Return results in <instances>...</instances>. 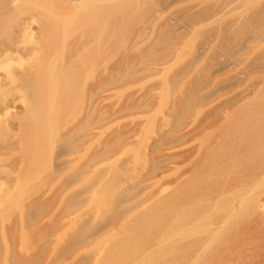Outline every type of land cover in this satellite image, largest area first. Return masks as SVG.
I'll list each match as a JSON object with an SVG mask.
<instances>
[{"label": "rangeland", "instance_id": "374dc122", "mask_svg": "<svg viewBox=\"0 0 264 264\" xmlns=\"http://www.w3.org/2000/svg\"><path fill=\"white\" fill-rule=\"evenodd\" d=\"M252 1L253 3L249 4V2ZM254 3L255 0H248L246 4L245 2L244 4L241 3L239 6V8H241H236L231 13L227 15L225 14L224 19L221 20L222 22H212L208 26H205V28H196L199 31L195 29L191 34H189L184 48L182 47L178 54H175L172 57L173 59L171 58L166 63L159 65V67H163V71H160L157 74L153 73L150 75H138L134 79L123 80L114 84L108 89V91L106 90L107 92L103 91L104 95H109L108 98L102 100L95 108H93V106L89 107L90 110L93 108L96 110L95 112L99 113L101 109H105L113 113L116 109L120 108L126 103L131 104L135 102L138 98L142 97V95H144V100L149 96L152 97L150 101L151 106L149 109H146V112L135 110L123 115H118L112 119L110 118V120H106L98 125H95V127L88 126L85 127L83 131H79V153L77 152L76 155H66V159H71H69L67 163V169L65 168L58 171H53L50 168L48 169V158L39 159L36 165L38 166L39 164L38 167L34 166L32 167L33 169L28 168V165L32 164L31 156H34H25L23 153L4 154L0 157V264H31V261L32 264H52L54 259H56L57 262L55 261L53 264H264V206H260V204L264 202V179L259 183H250L248 186H243L245 177L244 167H246L245 165L250 163V160L252 159H250V155L246 152L244 145L238 146L244 137H239L238 135L231 136L229 133V131L232 132L235 130H233L232 127L237 125L239 121L248 119L246 121L248 122L257 110L264 109V67H262L264 66V29H262L264 26H260L255 30L246 26L243 30V37H250L247 40V46L237 51L234 47L239 48L241 44L238 46L234 45L233 47L230 45L227 50L232 51H229L228 54L226 50V53L223 52L224 54H221V56L223 55L222 58L224 57V62L222 61L223 63H219L218 60L214 58L215 50L219 48L218 44L215 45L216 49L214 48V51L210 49L190 68L186 75L182 76L181 82L178 84L179 86H173L174 77L177 76L176 74L181 68H184L188 65L190 62L188 55L193 51V49L195 50L196 44L209 33L211 34L213 31L218 30L220 24H226L228 21H230V19L241 20L243 17V15H241L243 10L246 8L250 9L251 7H255ZM47 5L48 9H55L58 5V1L57 4L55 1H53V4H49V2H47ZM174 6L170 7L172 10L170 8L167 10L178 12L183 10L185 7V5H183L184 7L182 6L181 2L175 4ZM201 31L206 32L203 34ZM254 33H262L261 36L263 37H255L253 36ZM152 36L154 37H149L147 38V41L143 42V45L139 48V50H144L147 46V43L153 41L155 35ZM233 50L236 51L234 52ZM212 55L213 57H211ZM249 56L251 58H249ZM101 60L102 59H99V61ZM99 61H94V59L89 61L79 60V70L83 73L82 75H79V82L82 83L80 89H83V84L86 82L91 84V82L93 83L99 77L108 78L110 76L109 72H103L104 62ZM81 67L82 70L80 69ZM206 67H208L210 70ZM168 68L171 69L168 70ZM94 70H96V73L99 70L100 73L98 75H92ZM5 71L6 69H1L2 73ZM213 71L215 72L213 73ZM162 72H165L166 75L164 76V74H161ZM210 73H212L213 76ZM202 83H206V88L204 87L201 91L195 93L194 99H196L195 101L198 102L196 108L194 107V109L186 113L184 118L180 120L184 123L183 126L175 128L177 125L175 122L177 121H175L176 118L174 113L172 112V116L167 118L165 117V112L167 113L171 110V107H169L172 105L171 101L185 96L188 91L191 90V88L193 90L195 89L196 85L198 86V84L200 85ZM139 85L141 86L139 87ZM253 85L257 86L256 89L253 88ZM173 87L176 90L173 89ZM170 91L172 92L170 93ZM244 94H247V96L242 100H237L239 96L241 97ZM226 100L228 101L226 102ZM113 106L114 108H112ZM87 109L88 107H81L79 110V112H81L79 114V129L81 126V121L82 123L84 122V117L86 116L85 114L90 112V110L88 109L87 111ZM213 112L216 113L217 116L209 129H204L197 135H192L187 138H179L180 140L177 138L181 135V133L188 129L189 125L193 123L194 125H200L201 122H203L205 118H207V116ZM14 113L15 112L12 110V112L7 113V115L1 114L0 116V143L17 141L20 138V133L18 130L2 128L4 125L3 123L8 122ZM133 114L136 115L133 116ZM246 115H248V118H245ZM106 116L108 117V115ZM150 120L151 122H149ZM162 120L164 122H162ZM110 123L113 126H111ZM115 123L118 127L114 125ZM160 125H162L161 128L163 130L160 128ZM131 129L135 130L131 137L128 138V140H131L132 142L131 145L127 146L123 150L116 151L117 153H111L107 151L104 156L96 158V162L93 160L99 151H104V148L106 149L104 144L113 140L117 132L128 131ZM143 129L146 132H144ZM87 132H91V134L88 135ZM153 133H155V135ZM164 133L168 134L164 135ZM91 135L93 136L91 137ZM259 138V135H256L253 137V140L256 141ZM161 139H165L167 143H169L160 145V150L154 151V153H156L155 155L157 156L175 155L187 151H190V153L184 161H180L176 165L172 164L171 162L162 161L160 166L166 165L165 168L160 169L155 173L149 174V172L155 167V165L153 166V145L160 142ZM101 143H103L104 148ZM97 147H100V149ZM92 151L95 153H92ZM199 159L202 161L200 162ZM13 162L16 166L21 165V168L16 167L15 169H12ZM39 162L42 163L40 164ZM143 164L145 165L143 166ZM212 164L216 165L213 169H211L213 167ZM45 165L47 169H45ZM116 165L120 167L117 168ZM34 168L37 170L35 171ZM119 169L121 171H119ZM63 170H66L67 172ZM140 170H142V173ZM41 171L42 173H40ZM32 172H34L32 174L34 176L29 175ZM228 174L230 175L228 176ZM76 176L79 178L77 179ZM54 177L55 179H53ZM45 178L46 182L44 181ZM62 178H64V180ZM105 178H107V182L105 181ZM61 181L65 182L62 183ZM126 181L129 183L126 184ZM54 184L56 185L53 186ZM29 187L31 189H28ZM127 187H129V189ZM224 187H233L234 190H232L231 193H227L222 198H218V196H214L212 198L210 197L214 194L215 190ZM126 189L128 191H126ZM26 190L29 194L26 192ZM53 194L55 195L53 196ZM247 194L250 198L248 201L245 200L247 198ZM125 195L127 196V200L122 202V206L126 207L131 203L141 202V200L143 203L138 206H134L129 210L127 209L122 214H117V216L114 213V207L117 203L116 200L119 196L122 198ZM128 195H131L132 197L129 196L128 198ZM39 198H47V202L44 204V206L35 201L40 200ZM50 201L53 202L50 203ZM31 203H35L33 204L34 207L30 206ZM43 207H45L44 210ZM53 210L55 211L54 214ZM224 211L227 213L223 214ZM35 212L37 213L38 217L35 216ZM79 212L82 214L80 215ZM50 214H53L54 216H51ZM59 214H61V216H59ZM47 215L48 218H46ZM60 220L61 222L59 223ZM109 220L112 223H110ZM245 221H247V224ZM53 225L55 227H53ZM96 226L97 228L100 226L101 227L97 230ZM114 226L116 227L114 228ZM60 227L63 229H60ZM250 229L252 231H250ZM142 231L144 232L142 233ZM78 232H81L86 236V238L80 240V244V241L77 242V236L79 235ZM23 234L24 236H22ZM39 237L42 238L40 239ZM32 240L36 242L33 243ZM44 240L46 242H44ZM28 242H30V244ZM253 242L254 244H252ZM8 244H10V246H8ZM145 245L148 248L145 247ZM62 252H64L65 255ZM37 253L40 255L38 256ZM130 253H134L132 258H130ZM59 254L63 256L61 257ZM36 258L38 259L36 260ZM80 259H83L84 261H81Z\"/></svg>", "mask_w": 264, "mask_h": 264}, {"label": "bare ground", "instance_id": "6f19581e", "mask_svg": "<svg viewBox=\"0 0 264 264\" xmlns=\"http://www.w3.org/2000/svg\"><path fill=\"white\" fill-rule=\"evenodd\" d=\"M53 1H55L56 4L58 1L57 7L55 9H48L47 2H49V4H53ZM180 2L182 4V6L185 5V7L183 6L184 7L183 10L178 11V12L171 11L172 9L170 7H172L175 4L180 3ZM244 2L246 4L248 2V0H245V1H243V0H0V85H1L0 86V116H1V114L7 115V113L12 112V110H13L15 112L14 115L12 116V118L8 122L5 121L6 123H3L4 125L2 124L3 125L2 128H6V129L9 128L12 130H18L20 133V138L19 139L17 138L18 139L17 141H12V142L8 141V142L0 143V157L4 154H15V153L21 154V153H23L25 156H29V155L34 156V157L31 156L32 164H29L28 168H32V167L36 166L39 159L48 158L49 159L48 169L50 168L53 171L65 169L67 167V163L70 159V158L66 159L65 158L66 155H76L77 152L79 151V145H80L79 144V131L80 132L83 131V129L85 127H88V126L95 127V125H98V124H100L106 120H110V118L112 119L114 117H117L118 115H123V114H126L128 112H133L135 110L146 112V109H149L151 106L150 101H151L152 97L149 96L144 100V98H143L144 95H142V97L139 96L140 98H138L135 102H133L131 104L126 103L125 105L116 109L113 113H111L105 109L104 110L101 109V111H99V113H97V112H95L96 110L93 108H95L97 105H99V103L102 100H105L109 96V95H104L103 91H106V90L108 91V89L111 88L114 84H116L120 81H123V80L134 79L138 75H150L153 73L157 74L158 72L163 71V67H159V65L164 64L167 61H169L175 54H178V52L181 50L182 47L184 48V45L186 43V39L188 38L189 34L192 33V31H194L196 28H199V27L205 28V26H208L212 22H217V21L222 22L221 20L224 19L225 14L227 15V14L231 13L233 10H235L236 8H239L241 3L244 4ZM250 3H253V1L249 2V4ZM254 4H255V7H253V8L251 7L250 9L246 8L245 10H243V12L241 14V15H243V17L241 20L232 18L233 20L230 19V21H228L226 24H220V27L218 30L213 31V33H211V34L209 33L207 36L203 37V39L196 44L195 50L193 49V51L191 53H189V55H188V58H190V62L188 63V65L184 68H181V69L179 68L180 70H179V72H177V74H176L177 76L174 77V80H173L174 85L173 86L180 84L182 76L186 75L187 72L190 70V68L198 60H200L210 49H212L214 51L215 45H217V44L219 45V48L217 50H215V56H214V58H216V60H218L219 63L224 60L223 59L224 57L222 58L223 55L221 56V54L223 52L224 53L228 52V54H229V51H232V50H227L230 47V45H231V47H233L234 45L238 46L239 44H241V46L239 48L234 47L237 51H239V50H241L247 46V40L250 37H245V36L243 37L244 28L246 26H248L251 29L255 30L256 28H258L260 26H264V0H255ZM177 6H176V8H177ZM168 8H170L171 10H167ZM231 16H233V15H231ZM262 29H264V28H262ZM197 31H199V30H197ZM205 32H202V33L205 34ZM257 33H258V31H257ZM257 33H254L253 36L259 37V38L263 37V36H261L262 33H259V34H257ZM152 35H155V38L153 39V41L147 43V46L144 50H139V48L143 45V42L148 40L147 38H149V37L153 38L154 37ZM192 48H193V45H192ZM189 51H190V49H189ZM257 55H258V53H257ZM257 55H255V56H257ZM211 57H213V55ZM249 58H251V57L249 56ZM91 59L92 60L94 59V61L95 60L99 61V59H102L99 62H102V61L104 62L103 72L104 71L109 72L110 76L108 78L107 77L106 78L105 77H99L98 79L96 78L97 80H95L93 83L91 82V84L86 82L85 84H83V89H80V86L82 85V83L79 82V78H80L79 75H82L83 73L79 70V60H88L89 61ZM204 59H206V58H204ZM228 59H230V58H228ZM181 60H182V58H181ZM244 61H245V59H244ZM236 64H239V63H236ZM256 64H257V62H256ZM231 65H233V64H231ZM262 67H264V66H262ZM206 68H208V67H206ZM1 69H6V71L2 73ZM80 69L82 70V67ZM169 69H171V68H168V70ZM216 69H219V68H216ZM96 70H94V73H92V75H98L100 73L99 72L100 69L97 71V73H96ZM227 70H229V69H227ZM214 72L215 71H213V73ZM161 74H164V76L166 75L165 72L164 73L162 72ZM210 74H212V73H210ZM260 74H262V73H260ZM196 75H198V74H196ZM200 75H202V74H200ZM212 76H213V74H212ZM88 79H90V78H88ZM152 79H153V77H152ZM160 79H161V77H160ZM164 81H165V79H164ZM237 82H238V80H237ZM253 82H254V80H253ZM248 84H249V82H248ZM140 86L141 85H139V87ZM205 86H206V83H202L200 85L198 84V86L197 85L195 86V89L192 90V88H191V90H189L185 96L176 98V100L171 101L172 105L169 106V107H171L170 108L171 110L167 113L165 112V117L167 118L169 116H172V112L174 113L175 118H176L175 121L178 122V123L175 122L177 124L175 128L184 125V123L181 122L180 120L182 118H184L186 113L190 112L192 109H194V107L196 108L198 102L195 101L196 99H194V95L196 92L201 91ZM207 87H210V86H207ZM256 87L257 86L255 85L253 88L256 89ZM139 89H141V88H139ZM173 89H175V88L173 87ZM218 89H221V88H218ZM110 91H113V90H110ZM172 91H170V93ZM177 92H179V91H177ZM122 96H123V94H122ZM246 96H247V94L246 95L244 94L241 97L239 96L237 98V100H242ZM221 98H222V96H221ZM201 99H203V98H201ZM237 100H235V101H237ZM110 101H111V99H110ZM227 101L228 100H226V102ZM242 104H244V103H242ZM242 104H241V106H242ZM160 105H162V104H160ZM92 106H93V108H92V110H90L89 107H92ZM114 106L112 108H114ZM81 107H88L90 112L88 114H85L86 116L84 117V122L82 123V121H81V126L79 129V119H80L79 114L81 113V112H79V110L81 109ZM159 107H161V106H159ZM88 109H87V111H88ZM166 109H167V107H166ZM106 115H108V117ZM135 115L133 114V116H135ZM152 115H154V114H152ZM155 116H156V114H155ZM216 116H217V114L213 112V113L209 114L207 116V118H205V120L203 122H201L200 125H194V123L189 125L188 129L186 131H184L183 133H181V135L178 136L177 138L178 139L179 138H187L189 136L199 134L204 129H209L211 127V125L213 124L212 122L214 121ZM245 118H248V115H246ZM2 119H3V117H2ZM81 120H82V118H81ZM122 120H124V119H122ZM247 120L245 119V120L239 121V123L237 125L232 127L233 130L234 129L235 130L232 132L229 131L231 136L238 135L239 137H244L243 140H241L242 142L238 146L244 145L246 152L250 155V159H252V160H250V163L245 165L246 167H244V165H243L244 176H245L243 186H248L250 183L251 184L257 183V182L259 183L264 179V109L257 110L255 112V114L249 119L248 122H246ZM164 121H165V119H164ZM164 121L162 120V122H164ZM149 122H151V120ZM110 125H111V123H110ZM114 125H116V123ZM111 126H113V125H111ZM161 127H162V125H160V128ZM99 129H101V128H99ZM103 131H105V130H103ZM143 131H144V129H143ZM134 132H135L134 129L133 130L131 129L128 131H123V132H121V131L117 132L116 136L113 138V140H111L109 143L104 144L106 149L104 148L103 143H101L103 145L104 151H99V153H97L95 155L93 160L96 162L95 159L104 156L107 151L113 153V152H116L119 150H123L127 146L131 145L132 142H131V140H128V138L131 137V135ZM144 132H146V131H144ZM85 133H86V130H85ZM256 133H258V134H256ZM90 134H91V132L88 133V135H90ZM153 134L155 135V133H153ZM167 134L164 133V135H167ZM256 135H259L260 138L255 141V140H253V137ZM92 136L93 135H91V137ZM82 139H84V138H82ZM84 143H86V142H84ZM165 143H167V141L165 139H161L160 142L153 145V151L152 152L154 153V151H159L160 150L159 146L162 144H165ZM209 143H210V141H209ZM135 145H138V144H135ZM83 147H84V145H83ZM97 148L100 149V147H97ZM147 149H148V146H147ZM151 149H152V147H151ZM94 151H96V150H94ZM94 151H92V153ZM189 153H190V151H187L184 153H178L175 155H160V156H157V155H155L156 153H154L153 166L155 165V167L152 170L150 169L151 171L149 172V174L155 173L156 171H158L160 169H164L166 165L160 166L162 161L171 162L172 164L176 165L178 162L184 161L188 157ZM126 154H127V151H126ZM92 156H94V155H92ZM199 157H201V156H199ZM13 158H15V157H13ZM119 158H120V156H119ZM89 159H90V156H89ZM200 159H199V161H200ZM209 159H210V157H209ZM144 161H146V160H144ZM14 162L12 164V169H15L16 167L21 168V165L16 166ZM197 162H198V160H197ZM128 163H126V164H128ZM203 163H205V162H203ZM119 164H121V163H119ZM92 165H93V163H92ZM144 165L145 164H143V166ZM197 165H199V164H197ZM38 166H39V164H38ZM38 166H36V167H38ZM212 166L213 167L211 169H213L214 166H216V165L212 164ZM45 167H46V165H45ZM80 167H81V165H80ZM118 167H120V166H117V168ZM243 167H241V168H243ZM45 169H47V167ZM120 169H119V171L122 170V169L121 170ZM127 169H129V168H127ZM127 169H125V170H127ZM193 169H195V168H193ZM34 170H35V168H34ZM92 170H93V168H92ZM63 171H66V170H63ZM141 171L142 170H140V172ZM180 171H181V169H180ZM197 171H199V170H197ZM33 173L34 172L30 173L29 175H32ZM40 173H42V171ZM69 173H72V172H69ZM212 173H213V171H212ZM51 174H52V172H51ZM229 175L230 174H228V176ZM32 176H34V175H32ZM52 176H53V174H52ZM69 177H71V176H69ZM80 177H81V175H80ZM223 177H225V176H223ZM235 177H237V176H235ZM5 178H7V177H5ZM78 178L79 177H77V179ZM107 178H105L106 182L109 180V178H108V180H106ZM3 179H4V177H3ZM53 179H55V177ZM62 179L64 180V178H62ZM72 179H76V178H72ZM72 179H70V180H72ZM219 179H220V177H219ZM235 179H237V178H235ZM45 180H46V178L44 179V181ZM101 180H102V178H101ZM72 181H74V180H72ZM225 181H226V178H225ZM33 182H34V180H33ZM39 182H40V180H39ZM41 182H42V180H41ZM63 182H65V181H63ZM62 183H61V185H62ZM127 183H129V182L126 181V184ZM75 184H77V183H75ZM126 184H124V185H126ZM212 184H214V183H212ZM55 185L56 184H54L53 186H55ZM67 185H68V183H67ZM2 186H3V184H2ZM117 186H119V185H117ZM132 186H135V185H132ZM209 187H210V185H209ZM127 188L129 189V187H127ZM28 189H31V188L29 187ZM243 189H247V188H243ZM87 190H88V188H87ZM153 190H155V189H153ZM232 190H234L233 187L232 188H229V187L228 188L227 187L220 188L218 190H215L214 194L210 197L212 198L214 196H218V198H222L227 193H231ZM126 191H128V190L126 189ZM26 192H27V190H26ZM126 194H128V193H126ZM134 194H135V191H134ZM134 194H132V195H134ZM54 195L55 194H53V196ZM129 196H131V195H128V198H129ZM246 196H247V198L245 200H247V201L250 200V198L248 197V194ZM67 197H69V196H67ZM39 199L40 200H35V201H37V203H40L42 206H44V204H46V202H47V198H39ZM51 199H52V197H51ZM63 199H65V198H63ZM8 200H11V199H8ZM125 200H127L126 195L122 198H120V196H119L118 199L116 200L117 203L115 204V207H114V213L116 215L122 214L127 209L129 210L130 208H132L134 206H138L141 203H143L141 200V202L131 203L125 207V206H122V202ZM52 202L50 201V203H52ZM63 203L66 204L65 202H63ZM8 204H9V202H8ZM33 204H35V203H31L30 206L32 207ZM49 206H50V204H49ZM260 206H264V202H262L260 204ZM85 207H87V206H85ZM58 208H59V206H58ZM80 208H82V207H80ZM44 209H45V207H43V210ZM94 209H95V207H94ZM54 213H55V211L53 212V214ZM226 213L227 212L224 211L223 214H226ZM31 214H32V212H31ZM53 214H50V215L52 216ZM79 214H80V212H79ZM257 214H258V212H257ZM48 215L46 216V218H48ZM0 216H1V214H0ZM35 216H37V213ZM59 216H61V214H59ZM83 216H85V215H83ZM259 216H261V215H259ZM259 219H261V218H259ZM8 221H10V220H8ZM50 221H48V222H50ZM146 221H148V220H146ZM14 222H16V221H14ZM60 222H61V220L59 221V223ZM245 222L247 224V221H245ZM110 223H112V222L110 221ZM136 223H135V225H136ZM143 223H144V221H143ZM36 224H37V222H36ZM81 224H82V222H81ZM55 225H60V224H55ZM76 225H74V226H76ZM142 226H143V224H142ZM31 227H32V225H31ZM53 227H55V226L53 225ZM100 227H98V228H100ZM115 227L116 226H114V228ZM96 228H97V226H96ZM98 228H97V230H98ZM33 229H34V227H33ZM44 229H45V227H44ZM60 229H63V228L60 227ZM66 229H68V228H66ZM250 231H252V230L250 229ZM143 232L144 231H142V233ZM195 232H197V231H195ZM52 233H54V232H52ZM78 233H79V235L77 236V242L86 238V236L83 235L81 232H78ZM10 234H12V233H10ZM5 235H7V234H5ZM46 235H47V233H46ZM93 235H95V234H93ZM139 235H141V234H139ZM22 236H24V234ZM148 236H149V234H148ZM255 236H257V235H255ZM258 236H259V234H258ZM39 238L41 239L42 237H39ZM48 238L51 239L50 237H48ZM98 239H100V238H98ZM45 240H46V238H45ZM45 240H44V242H46ZM11 241H13V240H11ZM32 241H33V243L36 242L34 240H32ZM30 242H28V243L30 244ZM80 243H81V241L79 242V244ZM252 244H254V242ZM8 246H10V244H8ZM59 246H60V244H59ZM89 246H91V245H89ZM145 247H147V246L145 245ZM32 248H34V247H32ZM66 248H68V247H66ZM66 248H65V250H66ZM255 250H257V249H255ZM62 253L64 254V252H62ZM37 254H38V256L40 255L39 253H37ZM59 255L61 256V254H59ZM129 255H130V258H132L134 256V253H130ZM46 257H49V256H46ZM90 257H93V256H90ZM37 259L38 258H36V260ZM80 260L82 261L83 259H80ZM87 260H88V258H87ZM53 261L57 262L56 259H54ZM258 261L261 262L260 260H258ZM18 262H20V261H18ZM77 262H79V261H77ZM6 263H8V262H6ZM25 264H27V263H25ZM31 264H32V261H31Z\"/></svg>", "mask_w": 264, "mask_h": 264}]
</instances>
